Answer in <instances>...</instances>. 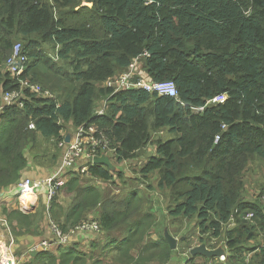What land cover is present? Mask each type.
<instances>
[{
    "label": "trees",
    "instance_id": "trees-1",
    "mask_svg": "<svg viewBox=\"0 0 264 264\" xmlns=\"http://www.w3.org/2000/svg\"><path fill=\"white\" fill-rule=\"evenodd\" d=\"M17 42L28 57L18 78L5 66ZM138 57L154 80H173L178 96L104 85ZM21 80L54 96L24 87V106L0 114V189L18 184L32 164L53 172L61 154L50 139L94 124L113 141L117 162L155 146L141 172H159L169 215L195 218L200 244L210 247L208 234L212 243L226 238L219 264H264V180L256 198L243 196L248 168L264 164V0H0V94L20 90ZM101 100L108 107L96 117ZM165 129L168 139L154 136ZM66 174L63 191L72 202L62 205L60 189L44 220L65 233L96 213L108 237L103 257L105 248L115 250L111 264H168L192 248L187 235L175 250L164 233L152 237L149 210L134 206L138 192L113 199L99 186L122 172L95 164ZM5 212L16 236L39 224V212ZM231 219L235 227L227 228ZM32 254L20 264H102L74 245Z\"/></svg>",
    "mask_w": 264,
    "mask_h": 264
},
{
    "label": "built area",
    "instance_id": "built-area-1",
    "mask_svg": "<svg viewBox=\"0 0 264 264\" xmlns=\"http://www.w3.org/2000/svg\"><path fill=\"white\" fill-rule=\"evenodd\" d=\"M146 56L148 54H145ZM28 64V57L23 53L22 43L17 42L5 63L7 70L14 76L20 77L26 70ZM3 66V65H2ZM22 88L20 90L5 91L0 94V114H2L8 107L24 106V87H29L32 91L36 92L38 96L53 97L54 94L48 89H43L40 84L31 83L28 80H21ZM104 85L114 92H118L123 89H145L149 92H156L160 95H167L172 97L178 96V90L173 80L156 81L154 80L144 69L141 67V57L134 59L131 65L113 78L108 79ZM223 97L216 98L217 101H222ZM108 107V100H101L97 102L94 114L96 117L103 116ZM31 129L35 128V124L31 123ZM70 142H67L65 137L63 142L65 144V151L61 158V165L59 170L53 175L40 176L32 178L24 176L16 185L18 191V204L23 211L34 212L39 200L43 199L50 210L51 201L58 194L59 190L65 186L66 179L64 173L74 167L79 161L90 162L95 165L94 158L101 155H110L114 157V149L112 148V140L107 136L104 129H100L98 126L83 125L74 129ZM220 136H217L218 140ZM82 167L83 171L88 170L90 167ZM33 195V198L25 199V195ZM34 199H36L34 201ZM262 202L264 204V194L262 196ZM245 219L251 220L253 218L252 213H248ZM0 221L6 224V217H0ZM231 221H234L232 219ZM52 229L56 236V242L58 244H68L71 242L70 235L64 233L56 224L52 223ZM83 229L99 230L100 227L96 222H84L78 225L73 231ZM100 231V230H99ZM52 241L49 239H40L36 241L31 247L32 251L49 250L52 246ZM14 240L10 243L4 242L0 245V264H18V260L15 256L14 249L12 248ZM226 257H220V261H224ZM207 264H218L217 262H209Z\"/></svg>",
    "mask_w": 264,
    "mask_h": 264
},
{
    "label": "rangeland",
    "instance_id": "rangeland-1",
    "mask_svg": "<svg viewBox=\"0 0 264 264\" xmlns=\"http://www.w3.org/2000/svg\"><path fill=\"white\" fill-rule=\"evenodd\" d=\"M41 69L43 70V73H45L46 71L45 68L41 67ZM224 98L225 97H223L222 99ZM154 136H162L163 138L168 139L171 135L168 133V130L165 129L164 132L162 130L155 132ZM43 145L44 147L46 146L45 141ZM49 145L51 147V151L58 153L59 155L62 153V148L64 147L65 144L63 140H56L52 138L50 139ZM154 152H155V146L150 145L149 147H146L143 150H141L140 155H138V158L133 159V161L128 163V165L125 164V162L124 163L117 162L116 159L114 158L116 166L113 169V172H117V173L122 172L123 173L122 177H118L115 174V179L113 181L103 182L102 180H100L98 182L99 186L102 188V190L105 193H110L111 196L110 195L109 196L110 198L113 199L114 198L122 199L128 193L138 192L136 198L134 199L138 201L136 204H134V206L135 208H138L140 210H142L146 206L147 209L149 210V218L151 220L154 219L152 221L153 225L150 229V233L152 234V237L155 240L160 236H162L163 233L165 234V231L168 230L174 237L178 239V245L180 244L179 242L184 235L189 236V238L191 239L190 243L192 248L197 245H200L199 243L200 228L196 226L197 221L195 220V218L189 220V219H185L183 216H179L175 220L173 219V216L169 215L167 208L169 192L167 188H163L160 186L159 172L155 171L152 174L148 175L147 177H145L144 174L141 172L142 166L145 164V162ZM85 165L90 167L92 164L90 162H87ZM41 172L43 173L44 171L42 170ZM260 180H264V164L258 162V163H254L252 167L250 166L248 168L246 175L244 177L245 189L243 191V196L245 198H252V197L256 198L259 195ZM63 188L60 191L59 198L60 201L62 202V205L65 208H68L72 202L73 197L71 195H68L65 191H63ZM42 203L45 205L44 210L46 211L45 213L47 214V212L49 211L42 199L39 200L37 209L40 210V208H43ZM169 207H172V205H170ZM97 217L98 215L96 213L91 214L87 222L97 223ZM39 218L41 219L42 222L45 219V214H40ZM46 221L50 223L49 218ZM247 221L253 222V219ZM233 227H235V220L230 221V224H227V228H233ZM210 236H211L210 234L205 236L207 242L209 243L208 245L210 247L218 246L226 243V238L224 236L216 237L218 239L217 243H212L210 241ZM95 242H96L95 253L98 254L100 253L101 248L106 244V241H102V238H99V240ZM83 245H85V243H83ZM90 245L91 244L87 246L88 250H90ZM105 250L106 253L104 257H102V264H109V263L111 264L112 258L115 256V250L113 247L109 249L105 248ZM178 255L179 256H177L176 259H174L172 262H169L168 264H206V261L217 262L218 264L220 263L219 260L220 257H214L213 259L209 258V260L201 256H196L195 258H192V255L190 254V249H188L186 252H182L178 250Z\"/></svg>",
    "mask_w": 264,
    "mask_h": 264
},
{
    "label": "crops",
    "instance_id": "crops-1",
    "mask_svg": "<svg viewBox=\"0 0 264 264\" xmlns=\"http://www.w3.org/2000/svg\"><path fill=\"white\" fill-rule=\"evenodd\" d=\"M68 132H71V130H69V131L66 130L64 137L66 136V134ZM112 148L114 149L113 151L115 152L116 147L114 146L113 141H112ZM64 151H65V145L62 148L61 158H62ZM61 158H60V161L58 163V166H54L52 168L53 172L46 170L44 167H42L40 165L32 164L23 172L22 177L29 176L32 178H37L40 176L53 175L59 170V167L61 165ZM130 162H128V163H130ZM86 163H87L86 161H79L74 167L83 166ZM42 170L44 171L43 173L41 172ZM66 172L64 173L65 179L67 178ZM22 177H21V179H22ZM16 185L7 186V187L0 189V217H3V216L6 217V224H4L2 221H0V245H1V243H4V242L10 243L11 240L13 239L14 244H13L12 248L19 253V256H18L19 258H17V260H18V264H20L21 261L23 262V260H22L23 258H26V259L31 258V256L33 255L32 253L48 252L50 250V249L47 251L46 250H40V251H32L31 250V247L33 246V244L36 243V241H38L40 239L51 240L53 242L51 248L54 250L57 248L58 245H62V244H58L56 242L57 241L56 236L54 234V231L52 229V224H51L52 220H50V223H48L46 220H43V222L41 223V219L39 218L37 220L39 222V224L37 223L36 228L34 229V232L24 231V232H21L20 234H18L19 236H16V234L12 232V227H11L12 225H11V222L9 220L8 215L5 212V209H9V210L19 209L24 214H30V213H34V212H39L40 214H42L45 211L44 210L45 205L43 203H42L43 208L39 207L40 210L36 209L34 212L23 211L19 207V204H18L19 194H18V191L16 189ZM35 200L36 199H34V201ZM48 214H49V212H47V215ZM12 224H19V221L17 219H13ZM75 228L76 227L69 229V231L65 232V233L70 235L71 242H69L68 244H64L62 246L66 247V245L67 246L68 245L69 246L74 245V247L86 252L88 255L93 256L96 259L102 260V257L104 254L103 248L108 244V237L101 230V227L99 229L100 231L94 230V229H83V230L79 229V230L73 231ZM25 229L26 228H24V230ZM99 238H102V241H106V244L101 248L100 253L97 254V253H95V243H96L95 241L99 240ZM83 243H85V245H83ZM89 244H91L90 250L87 249V246Z\"/></svg>",
    "mask_w": 264,
    "mask_h": 264
},
{
    "label": "water",
    "instance_id": "water-1",
    "mask_svg": "<svg viewBox=\"0 0 264 264\" xmlns=\"http://www.w3.org/2000/svg\"><path fill=\"white\" fill-rule=\"evenodd\" d=\"M71 137H72V133L68 132L65 136L66 141L70 142ZM94 162L95 164L106 165L111 169L115 168V163L111 160V157L109 155L97 156L94 158ZM165 238L169 242L171 248L175 250L178 245V239L174 237L168 230L165 231ZM190 254L192 256L203 255L206 256L207 258L222 257V256L226 257L227 249L223 245H220L219 247L212 249L209 248L206 244H200L193 248H190Z\"/></svg>",
    "mask_w": 264,
    "mask_h": 264
},
{
    "label": "clouds",
    "instance_id": "clouds-1",
    "mask_svg": "<svg viewBox=\"0 0 264 264\" xmlns=\"http://www.w3.org/2000/svg\"><path fill=\"white\" fill-rule=\"evenodd\" d=\"M126 70H127V69H126ZM124 71H125V70H124ZM124 71H123V72H124ZM120 74H121V73H120ZM117 76H118V75H117ZM115 93H116V92H115ZM223 97H225V96H223ZM225 98H226V97H225ZM215 101H217V100L215 99ZM217 102H218V101H217ZM109 156H110V155H109ZM110 157H111V156H110ZM114 158H115V157L111 158V160L115 163ZM132 161H133V160H132ZM132 161H131V162H132ZM124 162H125V164L128 165V162H130V161H129V160H126V161H124ZM124 162H122V163H124ZM115 166H116V163H115ZM231 220H232V219H231ZM216 239H217V238H216ZM219 246H220V245H219ZM219 246H218V247H219ZM209 248L214 249L213 247H209Z\"/></svg>",
    "mask_w": 264,
    "mask_h": 264
},
{
    "label": "bare ground",
    "instance_id": "bare-ground-1",
    "mask_svg": "<svg viewBox=\"0 0 264 264\" xmlns=\"http://www.w3.org/2000/svg\"><path fill=\"white\" fill-rule=\"evenodd\" d=\"M25 4H26V2H25ZM83 4H84V3H83ZM35 7H36V6H35ZM20 9H21V8H20ZM22 11H23V10H22ZM7 23H8V22H7ZM4 24H5V23H4ZM7 45H8V44H7ZM8 46H9V45H8ZM32 46H33V45H32ZM9 47H10V46H9ZM54 68H55V67H54ZM11 84H12V83H11ZM28 95H29V94H28ZM42 100H43V99H42ZM48 100H49V99H48ZM52 101H53V100H52ZM30 106H31V105H30ZM35 111H36V110H35ZM71 139H73V138L71 137ZM56 144H57V143H56ZM56 160H57V159H56ZM24 198H25V199H30V198H33V195H29V194H28V195H25Z\"/></svg>",
    "mask_w": 264,
    "mask_h": 264
}]
</instances>
